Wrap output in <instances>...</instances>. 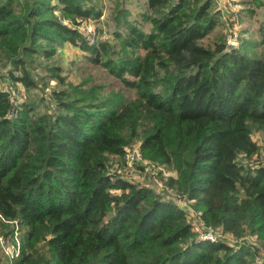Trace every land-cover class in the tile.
Segmentation results:
<instances>
[{
  "label": "trees",
  "instance_id": "16d2710c",
  "mask_svg": "<svg viewBox=\"0 0 264 264\" xmlns=\"http://www.w3.org/2000/svg\"><path fill=\"white\" fill-rule=\"evenodd\" d=\"M127 1L91 42L95 0H0V238L21 243L13 260L0 245V264H264V166L248 161L264 134V26L227 51L221 35L205 42L216 0H145L138 22ZM67 43L120 87L68 80ZM135 141L176 172L167 184L200 230L234 244L112 172Z\"/></svg>",
  "mask_w": 264,
  "mask_h": 264
},
{
  "label": "rangeland",
  "instance_id": "374dc122",
  "mask_svg": "<svg viewBox=\"0 0 264 264\" xmlns=\"http://www.w3.org/2000/svg\"><path fill=\"white\" fill-rule=\"evenodd\" d=\"M100 8L103 10L104 15L99 21L89 20L85 21L80 29L91 37L96 35V29L102 28V37L107 38V32L111 30L113 21L111 19L112 9L114 7L113 1L116 0H95ZM262 5H258L255 0H216V7L221 10L220 25L207 37L205 40L206 44H212L219 37V35L227 37V35H238L240 37H249L250 34L254 38H260V34L257 33L261 26H264V0H260ZM145 0H128L125 3V8L128 10L129 20L138 22L142 20V13L144 11ZM250 11H253L251 13ZM238 19V20H237ZM110 22V24L108 23ZM146 28H149L148 24H145ZM245 30H249L247 33ZM92 39V38H91ZM240 41H238L239 45ZM56 63L61 65L64 69V75H67V79L73 82H82L89 80L91 83L105 84L108 88L113 87L118 89L120 83L113 79L108 72L98 66L91 64L87 60V54L83 53L78 47L69 43L61 47L57 55L55 56ZM5 71V70H3ZM2 71V73H3ZM41 81V86H43ZM51 86H55L54 80L50 81ZM7 80L2 82V86L6 87ZM43 94H49L50 89L45 88L43 92L37 91ZM255 141L259 145V150L254 154L250 160V165L260 166L264 165V134L256 132L254 134ZM139 144L137 141L128 143L126 151L138 148ZM112 172L116 173L123 178L141 185H148L153 187L157 192L166 195L170 199H173L179 206L190 212L192 222L199 229L200 224L197 216L194 215V210L191 207V202L186 200L184 197L175 194V190L168 186L167 180L170 177H176V172L169 170L164 165L152 164L146 160L143 155L141 158H136L133 163L129 164L125 161L124 157H113L112 158ZM16 227V226H15ZM17 231L19 237V231ZM15 232V231H14ZM219 234V233H218ZM220 239L235 243L234 237L231 235L219 234ZM254 241V240H253Z\"/></svg>",
  "mask_w": 264,
  "mask_h": 264
},
{
  "label": "built area",
  "instance_id": "2783aa9c",
  "mask_svg": "<svg viewBox=\"0 0 264 264\" xmlns=\"http://www.w3.org/2000/svg\"><path fill=\"white\" fill-rule=\"evenodd\" d=\"M88 39L91 42L94 41L95 37H93V32H91V37ZM225 40H226L227 44H234V45H238V41H239L238 35H232V33H230V35H227V37H225ZM141 156H142V151H141V148L138 147V148H135V149L129 150V151L125 150L124 159L127 163L131 164L134 162V160L136 158H141ZM196 229L198 231L200 230V228L198 229L197 227H196ZM218 233L225 236L221 231H214V230L208 229L206 232L203 231L201 237L204 240H209L211 242H214V241H217L218 239H220V237H219L220 235ZM16 234H17V232L15 233V239L13 242L6 239V238H3V237L0 238V245L3 249V251L5 252V254L8 255L11 260L17 259L21 255V243H20L18 235H16Z\"/></svg>",
  "mask_w": 264,
  "mask_h": 264
},
{
  "label": "water",
  "instance_id": "95a60500",
  "mask_svg": "<svg viewBox=\"0 0 264 264\" xmlns=\"http://www.w3.org/2000/svg\"><path fill=\"white\" fill-rule=\"evenodd\" d=\"M238 45H234V44H228L227 46V51H231L233 49H235Z\"/></svg>",
  "mask_w": 264,
  "mask_h": 264
}]
</instances>
